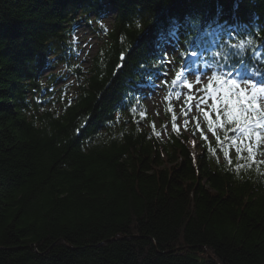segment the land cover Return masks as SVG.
I'll use <instances>...</instances> for the list:
<instances>
[{
    "label": "trees",
    "instance_id": "obj_1",
    "mask_svg": "<svg viewBox=\"0 0 264 264\" xmlns=\"http://www.w3.org/2000/svg\"><path fill=\"white\" fill-rule=\"evenodd\" d=\"M82 23L101 38L87 68ZM226 57L264 80V0H0V264H264V147L253 163L225 142L229 165L197 109L185 130L183 95L179 134L166 113L163 81Z\"/></svg>",
    "mask_w": 264,
    "mask_h": 264
},
{
    "label": "snow or ice",
    "instance_id": "obj_2",
    "mask_svg": "<svg viewBox=\"0 0 264 264\" xmlns=\"http://www.w3.org/2000/svg\"><path fill=\"white\" fill-rule=\"evenodd\" d=\"M136 27L140 28L139 21L136 22ZM178 35L179 27L175 24L170 25L168 29L158 34L156 46L162 48L164 45L178 40ZM233 47H239V45ZM186 54L192 56L198 55L196 52H191L182 53V56ZM121 59H124V53H121ZM225 59L226 61H231V63L216 62L210 66L206 65V67H209L212 75L208 77V83L206 85L196 89V92L204 93L203 96H197L192 92L194 84L201 83L200 75H196L195 81H189L187 79L188 75L193 74L191 64L182 65L181 69L175 72V78L171 80L170 84L167 80L163 81L162 84L168 88V94L165 96V100L169 106L166 108V113H172V130L179 134V126L176 124L177 117L171 104V99L174 96L175 99L179 100L183 95L184 106L181 107V114L185 116L183 121L185 130H187L189 123L187 116L192 109V101L195 100V107L207 122L208 130L215 135L217 144L223 150L226 163L229 165L233 163L230 156V149L223 147L227 141H230L232 145L236 146L235 151L238 159L244 158L243 153L246 152L247 158L255 163L257 151L264 147V104L260 103V101H264V80L257 83L254 75H248V70L244 66L242 59H234L232 57H226ZM159 63L166 64L171 62L168 61L167 55L165 54ZM164 75L167 76L166 71ZM261 75L264 76V74ZM214 85H218V87H214ZM183 89L187 91H182ZM209 97L213 100V103L210 105L211 109L217 112L216 121H213L209 117L208 112L201 107L202 104L207 105ZM137 107H139V103H137ZM140 115L143 118L146 115V111H141ZM221 115L224 117L223 119H220ZM193 119L196 120V129L200 130L199 120L196 117H193ZM152 127L155 130L154 123ZM217 130L224 131L223 140L220 135H216ZM229 132L234 133V135L229 136ZM155 134L157 136L160 135L159 132H155ZM201 137L205 141L208 139L206 135H203L202 131ZM245 140L247 141L246 147H241ZM193 146H195V141H193ZM207 147L211 153H216V148H212L210 144ZM254 148L256 151H254ZM251 166V164L248 165V167ZM241 167L243 166L237 165V170Z\"/></svg>",
    "mask_w": 264,
    "mask_h": 264
},
{
    "label": "rangeland",
    "instance_id": "obj_3",
    "mask_svg": "<svg viewBox=\"0 0 264 264\" xmlns=\"http://www.w3.org/2000/svg\"><path fill=\"white\" fill-rule=\"evenodd\" d=\"M112 16H113L112 12L109 13L108 17L104 19L103 24L110 27L112 23ZM75 38L79 43L80 60H82L83 66L87 68L90 65L92 55L97 51L99 45L101 44V38L94 32V30H92L89 26L85 25L84 23H82L78 27ZM207 77L208 74L205 75L204 73H202V76L200 77L201 83L194 84L192 92L195 93L197 96L204 95V93L202 92H196V89L202 87V85L205 84ZM188 78H191L192 81H195L196 79V77H194L193 75H190ZM182 91H187V90L183 89ZM145 101L148 106L149 114L153 117L154 122L160 124V121L163 117V112H162L163 92L157 88V90L152 91L151 95L147 96ZM192 102H193V106L190 111L191 114L197 112L195 107L196 101L193 100ZM181 103H182L181 99H179V101L174 102V106L180 107ZM210 103L212 104L213 100L209 97L207 101V105L202 104L201 107L203 106L210 107L209 105ZM193 141H195V145H196L197 141L195 139H192V143Z\"/></svg>",
    "mask_w": 264,
    "mask_h": 264
}]
</instances>
